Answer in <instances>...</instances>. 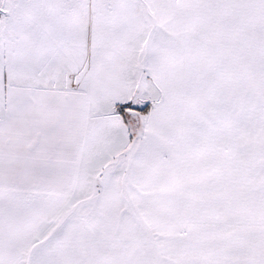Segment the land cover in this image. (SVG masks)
I'll use <instances>...</instances> for the list:
<instances>
[{
    "label": "snow or ice",
    "instance_id": "snow-or-ice-1",
    "mask_svg": "<svg viewBox=\"0 0 264 264\" xmlns=\"http://www.w3.org/2000/svg\"><path fill=\"white\" fill-rule=\"evenodd\" d=\"M0 264H264V0H0Z\"/></svg>",
    "mask_w": 264,
    "mask_h": 264
}]
</instances>
